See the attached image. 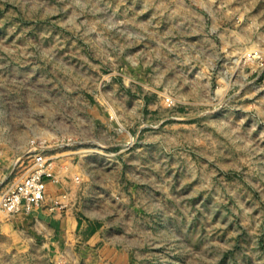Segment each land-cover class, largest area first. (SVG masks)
I'll use <instances>...</instances> for the list:
<instances>
[{"label":"rangeland","instance_id":"obj_1","mask_svg":"<svg viewBox=\"0 0 264 264\" xmlns=\"http://www.w3.org/2000/svg\"><path fill=\"white\" fill-rule=\"evenodd\" d=\"M28 150L80 224L0 213V264H264V0H0V180Z\"/></svg>","mask_w":264,"mask_h":264},{"label":"crops","instance_id":"obj_2","mask_svg":"<svg viewBox=\"0 0 264 264\" xmlns=\"http://www.w3.org/2000/svg\"><path fill=\"white\" fill-rule=\"evenodd\" d=\"M57 171L58 176L47 180L43 204L33 213H22L15 217L19 222L26 221L28 228L36 231L39 237H42L52 249L54 248L53 250L60 253L64 250L68 253L72 250L69 235L80 224L74 209L78 185L66 176L63 170ZM17 220L15 223L18 222ZM8 224L9 222L1 224L2 229ZM94 234L92 233L93 236Z\"/></svg>","mask_w":264,"mask_h":264},{"label":"built area","instance_id":"obj_3","mask_svg":"<svg viewBox=\"0 0 264 264\" xmlns=\"http://www.w3.org/2000/svg\"><path fill=\"white\" fill-rule=\"evenodd\" d=\"M51 158L28 150L15 159L0 180V213H30L43 202L52 176Z\"/></svg>","mask_w":264,"mask_h":264}]
</instances>
